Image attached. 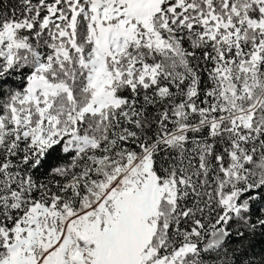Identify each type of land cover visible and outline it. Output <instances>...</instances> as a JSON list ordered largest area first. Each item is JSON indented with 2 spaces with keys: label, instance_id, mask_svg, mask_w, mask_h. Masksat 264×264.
Listing matches in <instances>:
<instances>
[{
  "label": "snow or ice",
  "instance_id": "snow-or-ice-1",
  "mask_svg": "<svg viewBox=\"0 0 264 264\" xmlns=\"http://www.w3.org/2000/svg\"><path fill=\"white\" fill-rule=\"evenodd\" d=\"M256 237L264 0H0V264H245Z\"/></svg>",
  "mask_w": 264,
  "mask_h": 264
},
{
  "label": "trees",
  "instance_id": "trees-1",
  "mask_svg": "<svg viewBox=\"0 0 264 264\" xmlns=\"http://www.w3.org/2000/svg\"><path fill=\"white\" fill-rule=\"evenodd\" d=\"M244 244L246 246L247 245V241H245ZM253 244H254V247L249 248L248 257L245 258V264H246V260L248 258H251V259H254V260L258 261L259 258H260L261 251L264 250V239H262L260 237H256L255 240L253 241ZM230 246L232 248H236V249L242 250L239 240L232 241ZM253 253H255V255H253ZM237 254H239V252Z\"/></svg>",
  "mask_w": 264,
  "mask_h": 264
}]
</instances>
